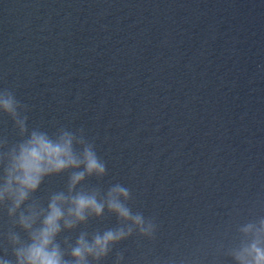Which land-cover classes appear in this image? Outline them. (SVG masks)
Wrapping results in <instances>:
<instances>
[{
	"label": "water",
	"instance_id": "obj_1",
	"mask_svg": "<svg viewBox=\"0 0 264 264\" xmlns=\"http://www.w3.org/2000/svg\"><path fill=\"white\" fill-rule=\"evenodd\" d=\"M5 86L30 126L82 127L95 141L99 183L124 184L133 210L156 217L158 253L264 204V0H0ZM5 135L16 139L0 117ZM125 249L131 262L143 250L136 238Z\"/></svg>",
	"mask_w": 264,
	"mask_h": 264
},
{
	"label": "clouds",
	"instance_id": "obj_2",
	"mask_svg": "<svg viewBox=\"0 0 264 264\" xmlns=\"http://www.w3.org/2000/svg\"><path fill=\"white\" fill-rule=\"evenodd\" d=\"M29 112L13 88L0 87V117L11 121L16 136H0V264H105L109 257L112 264H264V204L259 211L253 204L243 222L235 210L211 237L158 253L156 217L133 210L124 184L99 183L108 169L95 141L82 127L30 126ZM54 177H66L63 187L38 196ZM112 216L115 226L89 230L91 221ZM132 238L143 249L134 262L118 250Z\"/></svg>",
	"mask_w": 264,
	"mask_h": 264
}]
</instances>
